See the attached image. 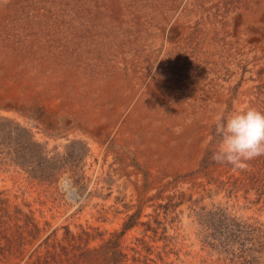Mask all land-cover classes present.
I'll return each mask as SVG.
<instances>
[{"label": "rangeland", "instance_id": "rangeland-1", "mask_svg": "<svg viewBox=\"0 0 264 264\" xmlns=\"http://www.w3.org/2000/svg\"><path fill=\"white\" fill-rule=\"evenodd\" d=\"M264 0H0V264H264Z\"/></svg>", "mask_w": 264, "mask_h": 264}, {"label": "clouds", "instance_id": "clouds-1", "mask_svg": "<svg viewBox=\"0 0 264 264\" xmlns=\"http://www.w3.org/2000/svg\"><path fill=\"white\" fill-rule=\"evenodd\" d=\"M217 139L212 159L220 164L244 167L246 161L264 155V111L255 107L222 108L211 114Z\"/></svg>", "mask_w": 264, "mask_h": 264}]
</instances>
